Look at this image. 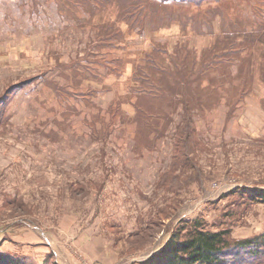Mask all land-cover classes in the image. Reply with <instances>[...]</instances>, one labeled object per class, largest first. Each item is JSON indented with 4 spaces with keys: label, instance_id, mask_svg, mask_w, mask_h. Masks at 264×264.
I'll return each instance as SVG.
<instances>
[{
    "label": "rangeland",
    "instance_id": "374dc122",
    "mask_svg": "<svg viewBox=\"0 0 264 264\" xmlns=\"http://www.w3.org/2000/svg\"><path fill=\"white\" fill-rule=\"evenodd\" d=\"M138 2L0 0V97L11 98L0 127V249L25 264H44L47 259L70 264L67 253L74 264H136L153 248L161 250L184 219L195 217L207 229L230 230L232 240L264 233V202L250 195L264 188V59L255 62L252 83L242 64L253 41L256 50L264 47L257 42L258 32L237 36L245 40L238 83L214 87L196 81L189 87H176L169 93L171 101L159 102L165 111L171 110L166 117L150 113L153 102L142 99L148 112L144 117L153 128L160 123L159 132L164 133L158 150L149 147L154 150L146 152L148 157H141L134 142L127 139L136 130L123 132L117 118L112 121L105 108L99 111L91 103L97 100L107 107L116 95L89 98L85 83L77 87L81 74L76 68L67 66L63 71L50 55H60L62 63L80 59L88 65L98 49V32L124 28L127 5ZM185 4L189 17H208L220 10L213 4L192 6L188 0ZM156 5L164 10L185 9L183 5L170 8L169 3ZM225 13L228 22H223L219 12L213 27H204L202 35L192 28L185 34L175 29L181 33L172 36L171 45L209 47L217 38L229 36L224 26L231 33L248 28L263 31L255 23L264 21V0H231ZM118 18L121 22L115 21ZM240 22L244 24L235 28ZM135 31L141 37L134 36V52L146 51L152 42L145 40V29L138 25ZM258 51L256 56L264 53ZM115 54L109 48L100 49L97 59L107 67L94 64L87 70L89 76L105 75L116 67ZM235 61L236 56L230 63L233 75L238 68ZM47 79L60 86L52 87L54 83ZM15 84L20 87L12 93ZM59 94L67 108L55 100ZM136 98L125 97L129 102L123 104L124 112L132 113ZM192 116L196 131L190 128ZM154 132L142 137L151 143ZM179 138L188 153L186 165L174 162ZM116 146L119 151L115 152ZM158 171L164 185L161 178L158 186ZM124 204L137 205L135 218L147 220L140 235L132 236V230L139 231L142 222L128 231L113 226L114 218L130 213Z\"/></svg>",
    "mask_w": 264,
    "mask_h": 264
},
{
    "label": "trees",
    "instance_id": "16d2710c",
    "mask_svg": "<svg viewBox=\"0 0 264 264\" xmlns=\"http://www.w3.org/2000/svg\"><path fill=\"white\" fill-rule=\"evenodd\" d=\"M186 1L187 0H140V2L133 5H127V13L122 16L125 22L124 28L118 27L114 30L102 28L98 32L99 39L96 43L98 49L97 52L94 53V59L88 65L86 63L83 65V61L80 59L77 62L71 61L69 63H62L60 61V55L50 54L54 57V60L62 66L63 71L67 69V66L76 68L81 74L77 87L79 88V84L85 83L89 92L87 95L89 98L94 96H96L94 98H98L102 95H109L111 98L114 94L116 95L114 99H110L111 102L107 107L98 104L97 100L93 101L91 99V103L95 104L99 111L105 108L104 110L112 116V121L117 118V121H120L123 126L121 128L123 132L130 134L131 132H129V130H136L134 137L132 136L127 139L134 142L133 147L136 146L134 150L142 155H146L147 151H153L154 149L149 147L152 146L154 148L158 139L164 135L163 132H159L161 129L160 123L156 125V128H153L149 119L144 117V114L147 115L148 112L143 109L146 104L142 99L148 98L146 102H153L151 107L154 111L150 113L159 115L160 117H166L165 114H169L171 110L165 111L163 105L159 104V102L162 101L164 103L165 98H169L171 101L172 97L169 93L176 87H182L183 84L185 87H189V84L195 83L196 81L199 83L208 82L210 86L213 85L214 87L229 82L233 83L237 81L238 83L242 69V56L240 50L245 46V40H238L237 36L240 37L241 34L247 33L253 35L258 32L260 36L257 38V42L264 45V21H256L255 23V26L263 31H256L254 28H248L247 30L240 29L233 31V33H235L233 34L224 26L223 31L229 36L223 37V39L217 38L211 46L203 47L202 49L171 45L172 36L181 33L177 31L179 29H182V33L185 34L192 28L194 30H199L198 34L202 35L205 32L203 30L204 27L208 29L213 27L215 17L219 12L222 15L224 23L229 20L224 14H226L225 7L230 5L231 0H188L193 3L192 6H208L213 4L216 6L215 8L218 7L220 9L212 16L208 17H199L198 14L189 17V13H184L187 12L186 6H188V4H185ZM159 2L162 4H171L170 8H173L174 5L177 7L183 5L185 9L183 11H177L176 8L164 10L163 8L157 7L156 3ZM122 19L118 18L115 21L121 22ZM243 24V22H240L239 26L235 28H239ZM138 25L145 29V40L152 42L151 47L139 53L134 52L132 48L137 40V37L134 36L138 35L141 37V33L135 31ZM165 30L170 34L163 33ZM147 31L153 33V35L148 37ZM160 32H162V35H160ZM230 35H233V38L230 37ZM102 48H109L111 54L116 53L114 57H112V61L117 62V66L110 67V70H107L105 75L98 73L91 77L89 73H87V70L91 68L90 66L96 64L95 66L107 67V63H102V60L97 59L100 54V49ZM256 48L257 46L254 45L253 41V49L250 51L249 57L242 62L246 72L249 73L250 83L254 80L256 72L255 62L264 59V53L258 54V56L255 55L258 51ZM89 50L90 48L88 52ZM260 50L263 51L264 47H259V51ZM235 56V64L238 68L237 73L233 75L230 69V63L233 62ZM142 60L145 61L142 62ZM28 65H31V62ZM129 65L131 66V71H128ZM128 73L129 76L124 77ZM47 80L48 82L54 83L52 87L55 85L60 86L58 82H52L53 80L51 81L50 79ZM122 80L124 81L123 86L120 85ZM95 83H98V88ZM170 84H173V87H170ZM15 85L16 86H13L10 92L14 93L15 89H19V84ZM117 91L124 92L125 94H120ZM63 93L64 92H61L62 95ZM127 95L137 97L134 101L135 107L132 103L136 110L135 112H133V109L132 113H126L122 109L123 104L129 102H125V97ZM60 97L61 95L59 94L55 100L62 108H67L68 106L60 101ZM118 97H120L119 103L117 102L115 105L114 102ZM138 98L140 99L139 101H137ZM10 99L11 98L7 96L6 99H1L0 97V102L1 100L5 101L4 108L0 109V115L2 114L0 116V127L3 126L2 116L4 111L9 109ZM192 117L189 118L190 128L196 131L195 119ZM169 120L170 118H167V121H163V125L165 126ZM147 131L151 133L154 132V141L151 143H148L147 137H142ZM149 134L147 136H149ZM179 140L177 141L178 143H176V151L173 156L174 162H176V164L180 163L186 165L185 163H189V159L187 158L188 153L184 150L181 140ZM163 182L164 178L162 177V184ZM250 195L255 201L264 202V188L256 189ZM230 234L231 231L228 229H207L202 221L196 217L184 219L182 221V227L173 232L162 249L154 252L147 260H143V263L264 264V233L237 240H232L229 237ZM0 264L25 263L19 257L4 253L0 249ZM44 264L59 263L47 259Z\"/></svg>",
    "mask_w": 264,
    "mask_h": 264
},
{
    "label": "crops",
    "instance_id": "0c3cea01",
    "mask_svg": "<svg viewBox=\"0 0 264 264\" xmlns=\"http://www.w3.org/2000/svg\"><path fill=\"white\" fill-rule=\"evenodd\" d=\"M107 96H109V95H106V97ZM161 139H163V138H160V139H158V141H157V144H156V146H157V150H158V143L160 142V140ZM86 142L87 143H89L90 144V141H88V140H86ZM124 142L125 143H127V140H124ZM85 143V142H84ZM95 143H97V142H94V146H95ZM108 144H110V142H107ZM114 144V143H113ZM71 145V144H70ZM82 146H84L83 144H82ZM159 147H160V143H159ZM173 148H174V146L172 147V152H173ZM121 149V148H120ZM114 150H115V152L116 151H119V147H117L116 146V148H114ZM171 152V153H172ZM138 154H140L139 152H137ZM118 155H117V157L118 158H121L120 157V155H121V153H120V155H119V152L117 153ZM141 155V157H148V156H144V155H142V154H140ZM123 162V161H122ZM124 164H126L125 162H123ZM126 166H127V164H126ZM127 168H128V166H127ZM161 178H162V175H161V171H158V173H157V183H158V186H160L159 185V183L161 182ZM162 185H164V182H163V184ZM122 190L120 189V192H121ZM120 196H122V194H120ZM125 199V198H124ZM125 205V204H124ZM135 206H137V205H125V211H130V213H127V214H120L119 215V218L121 219H119V220H117L116 218H114L113 219V226H115L116 228H124V229H126L127 231H128V229H134V228H136L137 227V225H139L140 226V222H142L143 223V225H141V229L139 230V231H135V230H132L133 232H132V236H136V235H140L141 233H142V227H144V226H146V219H144V218H135V214H134V210H135ZM118 217V216H117ZM80 220H85L84 218H81ZM76 227H80V224H79V226H76ZM71 229H73L72 227H71ZM78 230V232H79V229H77ZM83 240H85V239H83ZM49 243H51V241L49 242ZM81 242H80V240L78 241V244H80ZM53 244L51 243V246H52ZM95 247V246H94ZM151 247V246H150ZM158 251V249L156 248H153L151 251H150V255L149 256H147V258L146 259H144V261L145 260H147L149 257H151V255L154 253V252H156V251ZM104 252V251H103ZM57 255H58V253H57ZM66 258H69V261L71 262L70 264H74L72 261H73V259L68 255V253L66 254ZM139 262V261H138ZM138 262H134V263H136V264H141V263H143V260L142 261H140L139 263Z\"/></svg>",
    "mask_w": 264,
    "mask_h": 264
}]
</instances>
